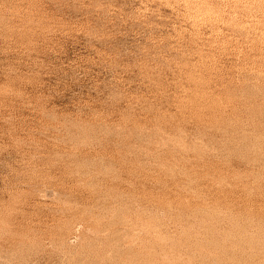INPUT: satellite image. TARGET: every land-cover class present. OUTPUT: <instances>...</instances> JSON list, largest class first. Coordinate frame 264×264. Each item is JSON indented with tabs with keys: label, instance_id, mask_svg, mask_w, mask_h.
I'll return each mask as SVG.
<instances>
[{
	"label": "rangeland",
	"instance_id": "obj_1",
	"mask_svg": "<svg viewBox=\"0 0 264 264\" xmlns=\"http://www.w3.org/2000/svg\"><path fill=\"white\" fill-rule=\"evenodd\" d=\"M0 264H264V0H0Z\"/></svg>",
	"mask_w": 264,
	"mask_h": 264
},
{
	"label": "bare ground",
	"instance_id": "obj_2",
	"mask_svg": "<svg viewBox=\"0 0 264 264\" xmlns=\"http://www.w3.org/2000/svg\"><path fill=\"white\" fill-rule=\"evenodd\" d=\"M157 239H158V238H157ZM161 241H162V240H161ZM161 241H160V242H161ZM161 243H162V242H161Z\"/></svg>",
	"mask_w": 264,
	"mask_h": 264
}]
</instances>
